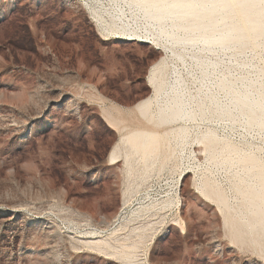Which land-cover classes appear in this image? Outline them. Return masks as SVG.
<instances>
[{
  "label": "rangeland",
  "instance_id": "374dc122",
  "mask_svg": "<svg viewBox=\"0 0 264 264\" xmlns=\"http://www.w3.org/2000/svg\"><path fill=\"white\" fill-rule=\"evenodd\" d=\"M92 22L81 0H0V264H119L76 237L85 219L96 225L122 205L123 163L108 157L121 133L103 109L146 97L148 67L162 53L102 39ZM193 143L203 160L204 144ZM192 187L181 186L184 232L170 224L155 237L153 264H264Z\"/></svg>",
  "mask_w": 264,
  "mask_h": 264
},
{
  "label": "bare ground",
  "instance_id": "6f19581e",
  "mask_svg": "<svg viewBox=\"0 0 264 264\" xmlns=\"http://www.w3.org/2000/svg\"><path fill=\"white\" fill-rule=\"evenodd\" d=\"M81 1L102 39L162 54L148 67L146 97L103 109L121 133L108 157L123 163L122 205L96 225L85 219L76 242L119 264H153L155 237L170 224L185 230L189 179L215 200L233 241L264 253V0ZM139 117L150 125L139 127ZM193 142L204 144L203 160Z\"/></svg>",
  "mask_w": 264,
  "mask_h": 264
}]
</instances>
